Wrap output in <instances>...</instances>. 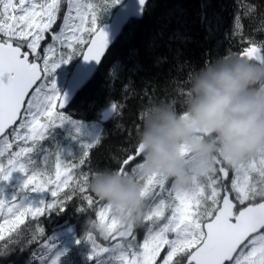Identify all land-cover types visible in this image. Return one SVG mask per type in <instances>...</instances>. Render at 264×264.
<instances>
[{"label":"snow or ice","instance_id":"snow-or-ice-1","mask_svg":"<svg viewBox=\"0 0 264 264\" xmlns=\"http://www.w3.org/2000/svg\"><path fill=\"white\" fill-rule=\"evenodd\" d=\"M118 2L105 0L103 12ZM99 7L89 0H0V180L19 172L26 177L21 193L51 197L39 205L26 204L19 196L0 198V252L38 244L32 252L35 264H48V259L59 264L64 253L55 251L39 218L60 215L69 202L79 199L83 203L75 212L87 216L94 210L98 221L88 217L89 229L109 241L101 245L86 230L89 264H264V152L233 166L218 160L213 173L194 178L180 190L161 177L137 175L143 158L137 144L122 150L117 170L141 184L142 241L137 229L125 230L110 204L90 194L88 181L94 172L84 168L100 138L85 144L72 160H64L57 145L54 175L48 170L49 150L38 152L37 146L69 119L55 71L74 58L71 50L80 45L87 46V53H80L84 60L101 61L108 36L98 24ZM243 7L246 17L258 9L255 4ZM242 19L238 11L231 33L241 44L238 55L264 64V40L246 36ZM58 20L62 22L57 30ZM48 39L51 43H45ZM178 94L185 97L186 90L181 87ZM123 107L115 101L111 105L117 117ZM40 152L43 156L37 160Z\"/></svg>","mask_w":264,"mask_h":264},{"label":"trees","instance_id":"trees-1","mask_svg":"<svg viewBox=\"0 0 264 264\" xmlns=\"http://www.w3.org/2000/svg\"><path fill=\"white\" fill-rule=\"evenodd\" d=\"M247 4H255L258 9L246 17L243 6ZM238 5L241 7L238 8ZM238 11L243 17L244 34L264 40V0L147 2L143 16L130 20L107 52L96 75L64 111L74 120L100 122L102 125L97 136L101 143L90 150V163L85 166V171L89 168L93 172L101 169L117 170L119 160L125 154L122 150L130 151L137 144L142 111L152 104L172 101H175L173 105L176 110L182 111L184 97L178 94V89L182 87L186 90L188 74L216 57L239 54L241 44L231 35L234 17ZM110 15L103 17L101 23L108 20ZM45 43H51V40L48 39ZM80 53L81 51L76 60ZM56 73L57 69L55 75ZM114 101L124 106L118 117L111 109ZM118 124L122 125V128H117ZM97 138L91 140L60 127L55 128L49 139L37 146V150L39 152L40 148L49 144V140H53L59 149L64 146L80 149L74 157L78 158L83 146L93 144ZM55 152L49 155V159L55 160ZM63 152L64 149L60 154L63 155ZM21 177L23 182L26 177L23 174ZM5 186L25 194L21 193L19 182L14 178L10 183L0 180V193L4 191ZM90 194L96 198L91 191ZM50 199L47 193L45 202ZM82 203L79 199H73L64 213H53L48 217L39 218V226L45 228L48 238L60 228H74L75 239L80 243L76 242L68 252L73 258L71 264H89V252L83 239L86 230L93 232L99 244L109 245V241H105L98 230L89 229L88 217L93 220L98 217L94 210L89 211L87 216L75 212V208ZM144 232L145 229L140 227L138 238L143 237ZM38 247V244H32L0 252V264H35L32 252Z\"/></svg>","mask_w":264,"mask_h":264},{"label":"clouds","instance_id":"clouds-1","mask_svg":"<svg viewBox=\"0 0 264 264\" xmlns=\"http://www.w3.org/2000/svg\"><path fill=\"white\" fill-rule=\"evenodd\" d=\"M183 110L155 103L137 132V175L161 177L177 189L213 173L218 160L237 165L264 152V64L236 54L219 56L187 79ZM89 190L110 204L125 230L142 227L141 184L116 169H101Z\"/></svg>","mask_w":264,"mask_h":264},{"label":"rangeland","instance_id":"rangeland-1","mask_svg":"<svg viewBox=\"0 0 264 264\" xmlns=\"http://www.w3.org/2000/svg\"><path fill=\"white\" fill-rule=\"evenodd\" d=\"M119 1H121V0H119ZM89 2L100 6L98 8V15H100V18L98 20L99 25L101 24L102 18L103 17L107 18L112 13V11L115 9V7L118 5V3H116L112 6H110L107 9V11L103 12L102 5L104 4L105 0H89ZM61 22H62L61 20H58L57 30H58V26ZM85 27H87V24L85 25ZM82 35H84L86 37L87 33L85 32ZM84 46L85 45H80V46L75 47L74 49L71 50V51H75L76 55L68 63L61 64L57 68L59 70V73H58L59 75L56 76V79H55L56 81L58 80V82L60 81L59 83H61L62 78L63 79L66 78L70 64L76 60L79 51L83 50ZM57 55H59V53H57ZM59 83H57L58 90L61 86V84H59ZM54 111H56V109H54ZM62 127H64L68 131L82 134L85 137H87L88 139L94 140L99 135L101 128H102V125L100 122L77 121V120H73L69 117L68 121H66ZM48 143L49 144H46L44 148L48 149L49 155H51L55 152L57 145L55 144V142L53 140H49ZM62 149H64V152H63V155L61 154V157L64 160L75 159L74 158L75 155L80 152V149L73 148L71 146L60 147L61 152H62ZM42 156H43V153L40 152L39 155L36 156L37 160H39ZM54 162H55V160L53 161L52 159H48V163H47V168L50 172H52L53 175H54V171H53L54 170ZM21 175H22V173L14 172L11 175V177L9 178V180L4 181V183H10L11 180L14 178L16 181L19 182V185H20L19 189H21L23 182H24V181L22 182ZM3 188H5V189L3 192L0 193V198L6 199V200H11L14 196H19V197H22L24 199V202L26 204L39 205L41 201H46V194L47 193L28 192V193H25L24 195H22V194L18 193L16 190H14V188H9L6 186ZM97 221H98V217H97ZM2 222L3 221L0 220V223H2ZM7 227L8 226L5 225V228H7ZM75 235H76V232H74L73 227H65V228H60V229L54 231L53 234L50 236L49 239L56 246L55 251L64 253V255H62L60 258L59 264H71L73 262L72 255H70L68 252L74 246V244H76V242L78 240V239H75L76 238ZM137 239L139 241H142L143 237L141 236L140 238H138V236H137ZM105 246H107V245H105ZM86 247L88 248V252L90 253V247H89L87 242H86ZM51 258L54 259V256ZM48 264H51V259H48Z\"/></svg>","mask_w":264,"mask_h":264},{"label":"water","instance_id":"water-1","mask_svg":"<svg viewBox=\"0 0 264 264\" xmlns=\"http://www.w3.org/2000/svg\"><path fill=\"white\" fill-rule=\"evenodd\" d=\"M148 1L149 0H147V2ZM146 4L141 5L140 0H125L120 6L115 9L110 20L100 26L108 36V45L106 51L101 57V61L99 63L95 61H86L82 56L75 63L61 93L62 95L66 96L67 101L63 110L68 108L77 94L96 75L107 52L117 41L129 21L135 18H141L143 16ZM83 52L85 54L87 53V46L85 47Z\"/></svg>","mask_w":264,"mask_h":264},{"label":"flooded vegetation","instance_id":"flooded-vegetation-1","mask_svg":"<svg viewBox=\"0 0 264 264\" xmlns=\"http://www.w3.org/2000/svg\"><path fill=\"white\" fill-rule=\"evenodd\" d=\"M139 230V228H137V230L136 231H138Z\"/></svg>","mask_w":264,"mask_h":264},{"label":"bare ground","instance_id":"bare-ground-1","mask_svg":"<svg viewBox=\"0 0 264 264\" xmlns=\"http://www.w3.org/2000/svg\"><path fill=\"white\" fill-rule=\"evenodd\" d=\"M143 14H144V12H143ZM132 19V18H131ZM130 22V21H129ZM260 39V38H259Z\"/></svg>","mask_w":264,"mask_h":264}]
</instances>
